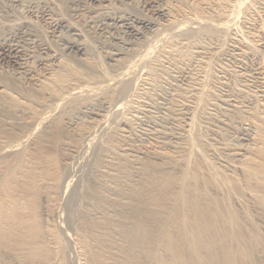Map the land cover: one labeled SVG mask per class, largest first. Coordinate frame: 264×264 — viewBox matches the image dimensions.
Instances as JSON below:
<instances>
[{
    "label": "bare ground",
    "instance_id": "1",
    "mask_svg": "<svg viewBox=\"0 0 264 264\" xmlns=\"http://www.w3.org/2000/svg\"><path fill=\"white\" fill-rule=\"evenodd\" d=\"M8 2L10 6L4 4L0 0V56L11 55L15 58L27 56L30 53L28 52L30 50L29 48L37 45V42H41V40L38 41L39 35H37L38 32H36L37 30L34 28L33 18H35L41 10L45 9L44 7L48 1L8 0ZM188 2L196 7L193 9L191 8L190 10H188L189 7L188 9L186 8L187 10H182L180 8L174 9L172 6H162L155 11V15L164 18V23L160 24L162 30L169 31L167 34L162 32L161 29L157 28V30H155V34L157 36L155 39L157 42L162 41L163 39L164 41H167L165 37H169L168 41H165L164 46L161 42L163 47L160 45L162 48H158L160 51L158 54L159 58L161 56H168L171 58L170 56L174 57L175 55L180 57L183 56L184 60H186L185 57L187 56L193 57L197 55L200 57H206L208 58L207 60H209L211 58L210 50L212 47L206 46V43L202 44V37H205V39L209 41L212 39H222L224 41H222L224 43L222 44H226L227 46L225 47V50H223L224 47L222 49L220 48L218 53L223 52L225 54L226 52L228 53L229 51H232L240 63L245 58H247V60L251 59L248 58L249 56L255 57L259 47H264V32H261L263 29L260 30V23L257 22L255 18V9L264 4V0H262L263 3L261 5L259 4V0H187V3ZM209 5L212 8L211 13V8H209L210 11H206V8ZM14 7L20 8L21 11L14 9ZM241 14L243 15V20L240 22L241 27L239 24L237 27L236 24L239 22L240 17H242ZM48 15L49 18L52 19V17H50L51 14L48 13ZM237 15H240L238 21H236L238 18ZM258 17L260 18V16ZM156 20L154 18L149 19L127 14L126 16L118 17L117 21L125 27L130 35L136 36L143 33L141 31L143 29L159 27L160 25L157 26L158 23ZM203 21L206 22V26L201 24ZM61 25L62 22L59 21L55 28H60ZM65 26L67 28H71V25L67 24V22ZM234 26L237 28H243L245 33L242 34L241 32L239 35L237 31H235ZM183 27H187L189 30L194 29V34L191 31V41L184 42L181 40L180 42L179 38H177L179 32L183 31H181ZM243 29L241 30L243 31ZM182 35L185 36V34ZM126 45L128 44L126 43ZM153 46L154 44H150L148 47L150 48ZM189 47H194V49L188 51ZM41 48L45 51L44 53H46V56L43 55L45 58L43 57L44 59L40 60L42 65H44V62L46 64L48 61H57V64L59 63L58 66H62L61 61L59 62L54 51L50 50L52 47L49 49L45 45ZM67 48L69 50L73 49L80 52L83 47L77 43H68ZM144 51L145 52L142 51L143 53L140 52V56L142 57L143 55L142 58L146 59L150 49L148 51L147 48ZM232 52L231 55H233ZM113 55L115 56V53ZM228 57L230 58V56ZM139 58L140 57L137 59L141 61ZM171 60L172 59H170L169 62ZM124 61L126 62L127 60ZM198 61L200 62V58ZM206 61H204V63H206ZM246 62L248 63V61L242 63L245 64ZM40 63L38 62V64ZM86 63L90 66V69L92 68L97 70L99 68L97 63L95 66H92L91 62L86 61ZM201 64H203V62H201ZM133 65H135V63ZM203 65L202 67H204ZM246 65L248 66V64ZM24 66L25 65H23V67ZM23 67H21L22 73L27 76V80L32 85V90L29 93L24 94V92H22L24 97L20 94V92H18L19 90L15 91L9 87L8 80H0V114L6 113L9 116L11 113L10 108H13L23 112V115H26L19 120L20 125L26 127L25 130L20 131L14 136H0V264H11L10 262L14 264H55L56 260L52 259L51 249L58 241V236L56 232L49 228H47L46 231L41 229L42 221L36 208L38 190H40L39 187L42 186L40 185L41 170H39L41 160L38 158L37 160L32 161V156L29 155H33L31 154L33 151L38 153L39 151L49 149V141L53 137V129L61 130L63 127L62 125L67 126L66 124L72 126L71 118L69 116L72 117L73 114H80L87 111V109L90 108L89 105L92 104L91 102H96L91 100L103 102L104 100L105 102L111 101L114 103L115 113H120V111H122L120 108L125 101L123 84L127 82V80L129 81L131 75L135 74V69L132 68L129 63V65L125 64L123 68H120V70H116L113 73H109L107 70V72L102 71L101 73H97V75L94 73L95 75L92 74L93 76H91V72L88 73L90 70H88L87 73L81 70H67L68 72L66 73L60 72L59 70L55 71L56 73H47L46 75L50 74L48 77H42L43 74L41 76L38 74L40 76L39 77L36 76L37 73L34 70L33 71L36 73L35 75L32 73V69L29 67ZM242 67L243 66L240 68ZM254 67L257 77L253 79L257 82L255 85L258 87L256 90L259 94V97L257 95L256 97L260 98L256 99L260 102L257 103L256 109H253V107L250 109L244 107L248 110L247 113H249L250 117H252L247 122L245 121L242 125V129L245 131H243V133H245L246 136L244 139L247 141L246 147L233 144L231 146L224 144L222 147H215L208 144L214 139L213 137L204 138L201 133V127L197 122V116L206 114L204 112V108L207 105H213L210 101H213L215 98L212 97V92L214 91H203L202 85L200 84L202 81H199L200 83L196 84L193 82L195 85L191 84L192 88L189 86L191 89L183 88L184 92L188 95L189 93H192L190 95L191 97L189 96L190 99H186L188 98L187 95L182 99V101H178L180 113H177V115L180 114L181 116H179L182 119L180 121L181 123L177 124V132H157V130V133L154 135H158V137L160 135V141H154L151 145L147 144L148 146L145 145L144 147L142 145L143 148L139 149H133L129 146H125L120 150L121 152L118 153V156L122 157L121 159L124 160L129 167H131V174L123 170H121L123 174H116L115 172H112L113 169H111V166H113L114 163L111 160L107 161L108 166L105 165L103 166V169L99 170L100 173L106 174L109 178H111V180L115 181L114 186H105L106 189L113 192V194L118 193L120 195H118V198H108L100 192L99 189H101L103 185H101L99 181H97L95 185L90 186L89 189L87 188L88 192L86 191V195L84 194V198L89 207L86 211L81 213L78 227L75 228V237L83 244L81 247L84 246L85 249L82 248V250H86L88 264H139L140 261H144L145 264H264V235L259 234L255 230L254 232L249 230L238 210L232 205V202H235L247 216L249 213L247 210L248 206H251L257 212H262L264 210V156L260 151H258L259 146L257 145L263 142L262 139H260V134L261 131L264 132V66H262L260 61H258ZM18 68L20 69L19 66ZM153 68H150L149 72L146 69L147 73H145L146 76L143 78L144 84L149 85L150 83L152 85V83L156 81L158 72L157 69H155L156 67ZM46 69H49V67ZM46 69L44 70L46 71ZM222 69L224 70V68ZM52 70L50 69L49 72ZM19 73L22 74L21 72ZM203 73L201 75H203ZM236 73L239 74V72ZM197 76L195 78H197ZM252 77L254 76H251V78ZM197 79L200 80L202 78L198 77ZM223 81L221 80L220 83L222 87ZM234 81H231L232 83H230L233 84ZM238 82H240V80L237 81V83ZM254 83L252 85H254ZM68 84H72L71 87ZM153 85L155 86V84ZM167 85L169 86V84ZM238 86H236L237 89H234L233 86L234 90L232 91L235 95H239V92L242 91L240 88L243 85L239 88ZM245 86L250 87L248 84ZM229 91L232 93L231 90ZM34 92H36V94L47 95V97L50 98L49 100L52 99L53 102L49 105L47 100L44 99L37 100L36 98L35 101ZM233 93L230 97H233ZM241 93H243V91ZM14 94L18 95V97ZM248 94L250 95V93ZM146 95L148 96V94ZM119 96H123V98ZM241 97L243 96L241 95ZM20 98L22 99L19 100ZM236 98L239 99L238 97ZM218 100L220 99L218 98ZM231 100L232 102L229 99H221L220 105L216 106L223 113L226 111V107L228 106H232L233 108H238L237 110H240L241 107L236 105L237 103L234 104V102H236L235 99ZM240 100L241 99H239V101ZM30 102H33L34 105L29 106ZM59 103H63L62 106H64L63 109L61 107V112L59 111V113H62L63 110V115L67 114V116H64L63 118L59 117L62 115L59 113V116H55V114H57L55 110L57 109ZM124 105L122 107H124ZM37 107H44V109H37ZM212 112L213 111H211V113ZM143 115H145L144 112ZM107 117L109 116L107 115ZM64 118H66V122L64 121ZM218 118L220 117L218 116ZM95 119L96 124L100 127L102 120L100 121L97 120V118ZM88 120H90V118ZM125 120L123 118V120L121 119L120 121L125 125V123H128L129 119L127 122ZM162 121L163 120H161V122ZM220 122L223 123L222 120H220ZM74 123L76 124V122ZM171 124H174V122ZM102 125L101 128L105 127L103 123ZM38 126L43 127L42 133L37 136L38 131L37 133L35 132L37 135H34L35 137L37 136V138L35 140H30L33 138L31 137V135L33 136L32 133H34V130ZM78 128L81 129L82 127ZM115 130L114 134L116 136L124 140L126 139L127 134L124 132L127 131L125 127L122 129L116 128ZM92 133L90 131H84L82 132V137L87 139L86 141L89 143L88 140H93V138L92 140L90 139L93 135ZM213 134L218 136L215 133ZM80 137L81 135L79 138ZM153 137L154 136H152V138ZM174 138L176 139L175 141ZM28 141L30 142V153L28 152L27 155L24 150L27 146V144L25 146V143ZM205 144L209 145L207 149H203ZM63 145L66 151L73 146L66 142H64ZM100 145L102 146L101 148L98 147V149H100L102 156H105L109 153L107 144L105 142ZM166 148L173 149V154L167 153L165 151ZM4 156H6V158ZM93 159H95V157ZM157 160L162 163L156 162ZM24 161L32 162L30 165L26 166L25 164L23 165ZM94 163L96 162H93V164ZM92 167L94 166L92 165ZM154 172L159 173L155 174ZM176 173L178 176L175 178ZM237 174L240 176V181L235 176ZM142 176H146L147 179H149V185H143L141 181L136 185H129V181H131L133 177H136V181H138ZM58 183L59 185L57 188L61 186V188L64 187L66 189L68 187V183L64 185L62 180H59ZM169 183L171 185L173 184L176 188L175 192L170 191L168 193L167 190L164 189ZM121 184L127 185L122 189L120 187ZM41 200L48 202V194L46 193L41 195ZM47 205L50 206V202H48ZM51 208H56L54 202H51ZM44 211L43 214H45ZM57 247H55V249H57ZM83 256H85V254Z\"/></svg>",
    "mask_w": 264,
    "mask_h": 264
},
{
    "label": "rangeland",
    "instance_id": "2",
    "mask_svg": "<svg viewBox=\"0 0 264 264\" xmlns=\"http://www.w3.org/2000/svg\"><path fill=\"white\" fill-rule=\"evenodd\" d=\"M1 1L4 4L10 6L8 0H1ZM47 1H48V3L44 7L45 9L41 10V12H39L36 15V17H37V18L35 17L36 19L33 18L34 19L33 20L34 21V23H33L34 28L37 30L36 32H38L37 35H39L38 41L41 40V42H37V45L31 46L29 48L30 49L28 51V52H30L28 54L29 56L28 55L27 56H21L22 58L21 57L15 58V57H12L11 55L0 56V80H2V81H5V79L8 80V85L11 89H13L15 91L19 90L18 92H20V94L23 97H24V94H27L32 90L31 89L32 85L27 80V76L22 73L21 67H23V65H25L23 68L29 67L30 69H32L31 71L34 70L37 74L34 71L32 73L34 75L36 74V76H39V75L41 76L43 74L42 77H48V76H50V74L46 75L47 73H56L55 71H59V70H60V72H65V73L68 71H74V70H78V71L81 70V71L87 73V71L90 70V71H88V73L91 72L90 73L91 76H93L95 74L97 75V73H101L102 71L107 72V70L109 71V73H113L116 70L118 71V70H120V68H123V66H125V64L129 65V63H130V66H132V68L135 69V71H134L135 74L131 75V77L129 78V81L127 80V82H125L123 84L125 86V87L123 86V90H124V94H125V97H124L125 101H124V99H123V101H124V104H126V105L123 104L124 107H122L123 105L121 106V108H123V109L120 108V110H122V111H120V113L118 112L119 113V114L117 113L118 115L115 113L116 111H114L115 106H114L113 102H111V101L105 102V100H104V102L103 101H97V100H91V101H96V102H91L92 104L89 105L90 108L87 109L88 112L85 111V112L80 113V114H75L77 117L74 114H73L74 116L72 115V117L69 116L71 118L72 126L76 125L75 127L69 126V124H66L67 126L62 125L64 123V121L65 122L67 121V120H65L66 118H64V121L62 120L63 123L61 124L63 126V127L61 126L62 129L61 130L53 129L54 130L53 131V137L49 141L50 142L49 143L50 148L47 150H44V151H39L38 153L33 151V152H31V154H33V155H29V156H32V158H31L32 161L37 160L38 158L41 160L40 165H39V170H41V177H40L41 184L40 185H42V186L39 187L40 190H38L39 192H38V196L36 198L37 199V201H36L37 213H38V215H40L39 217L41 218V221H42L41 229L46 231V229L49 228L52 231L56 232V234L58 236V241L54 244V246H53L54 248L52 247V249H51L52 250L51 251L52 259L56 260L55 264H84V263L88 264L87 257H86V250H82V248L85 249L84 246L81 247L83 244L75 237L76 236L75 235V228L78 227V224H79V221L81 218V213L83 211H86V209L89 207V205L87 204V201L84 198V194L86 195L90 186L95 185L96 182L99 181L100 184L103 185V187L101 189H99L102 194L106 195L108 198H111V199L118 198V195H120L118 193L113 194V192H110L106 189L105 186H110V187L114 186L115 181L111 180V178H109L106 174L100 173L99 170L103 169V166L107 165V161L111 160L114 163V165L111 166V169H113L112 172H115L116 174H123L121 172V170H123V171L131 174V171H132L131 167H129V165L126 164L124 162V160L121 159L122 157L118 156V153L121 152L120 150L122 148H124L125 146L126 147L129 146L130 148H133V149H139V148H143L147 144L151 145L154 141H160L161 136L159 135V137H158V135H154L159 131L170 132V133L177 132L178 131L176 129L177 124L181 123L180 121L182 119L180 117L181 116L180 114L177 115V113H180L179 112L180 107L178 106V104H179L178 101H182V99L188 95L187 93L184 92L185 88L191 89L192 88L191 84L195 85L196 83H200L201 81L202 82L200 84L202 85L203 91H206V90H207L206 92L214 91V92H212V97L215 98V99H213V101H210V103H212L213 105H207L204 108V112L206 114L197 116V122H198L199 126L201 127V131H202L201 133L204 136V138L205 137H207V138L213 137V139H214V140H211L208 144L213 145L215 147H222L224 144L228 145V146H231L233 144V145H237V146L240 145L241 147H243V146L246 147L247 141L244 139V138H246V136H245V133H243L244 130L242 129V127H243L242 125H243V123H245V121L247 122L250 118H252V117H250L249 113H247V111H248L247 109L248 108L250 109L252 107H253V109H256L257 103L260 102L258 100V99H260V98H258L259 94L257 93V90H256V89H258V87H257V85H255V84H257V82L253 78L257 77V75L255 73V69H254L255 68L254 66H256V63L258 61H260L262 66H264V63H263L264 62V49H262L264 47H261V48L259 47V49H258L259 53L257 52V55L255 57L249 56L248 58H251V59L247 60V58H245L246 60L243 59V61H241V63H240V61L237 60L238 58L233 54L232 51H229L228 53L226 52L225 54L223 52L218 53L220 48L222 49L224 47L223 50H225V47L227 46L226 44L223 45L224 41L222 39H220V40L212 39L211 40L212 42H211V41L205 39V37H202L201 43L202 44L206 43V46L213 48V49L211 48V50H210L211 58L209 60H207L208 58H206V57H200L197 55L193 56V57L187 56V57H185L186 60H184L183 56H181L182 57L181 58L180 56H175V55H174V57L170 56L171 58H169L168 56H161L159 58L158 54L160 51L158 50V48L161 49L164 46L166 40L164 41V39H163L162 41L157 42L155 39V38H157V36L155 34L156 33L155 30H157V28L162 30L160 24L164 23V18L161 16H158V15H155L154 13L157 9L161 8L162 6H164V7L165 6L171 7L172 6L174 9L180 8L182 10L183 9L187 10L188 7H189L188 10L196 7L193 4H191L190 2L187 3V0L186 1L185 0H54V1L53 0H47ZM259 2H260L259 3L260 5L263 3L262 0H259ZM165 4H167V5H165ZM189 5H191V6H189ZM209 6L206 8L207 9L206 11H208L209 8H211V6L210 7ZM261 6H259L260 8L257 7L255 9L256 12L255 11L254 12H255L256 17L255 16L254 17L256 18L257 22L260 23V30L263 29V31H261L263 33L264 32V26H263L264 25L263 24L264 23V11H263L264 10V4H262ZM14 9L21 11L20 8L14 7ZM210 10L209 11L211 13L212 8ZM257 10L261 13H259ZM47 12L51 14L50 17H52V19L49 18V15ZM256 13H257V15H256ZM125 14L126 15L130 14L133 16H139V17L149 18V19L154 18L155 20L157 19L156 20V22L158 23L157 26H159V25L160 26L149 28L150 30L148 28L141 30L144 33V34L140 33L139 35H141V36L130 35L127 32V30L125 29V27L122 26V24H120V22L117 21L118 17L126 16ZM206 14H208V13H206ZM237 16H238V18L236 17L237 18L236 21H238L240 15H237ZM241 16L242 17H240L239 22H237V24H236L237 27H238V24L240 25V22L243 20V15L241 14ZM258 16H260L261 19ZM110 17H112V18H110ZM159 17H161V18H159ZM59 21L62 22V25L60 26V28L59 27L55 28L56 24ZM260 21L263 23H261ZM66 22H67V24L71 25V28H67L65 26ZM203 22H201V24H204L206 26V24H205L206 22H204V23ZM235 26H234V29H235V31H237V33L239 35L241 34V32H242V34L245 33V30L243 28H240L241 25L239 28H237ZM184 29L187 31V33ZM241 29H243L244 32ZM147 30H149V31H147ZM193 30H189V29H187V27H183L181 29L182 32H179V34L177 35V38H179L180 42H181V40L184 42L191 41L192 33L194 34ZM165 31H167V32H165ZM191 31H192V33H191ZM162 32L167 33V34L169 33L168 30H164V31L162 30ZM180 34H181V36H180ZM182 34H185V36ZM132 36H133V38H132ZM184 37H186V38H184ZM168 38H169L168 36L165 37V39H167V41H168ZM161 42H162L163 46L161 45ZM68 43H77V44L82 45L83 48L80 52H77L73 49L69 50L67 48ZM126 43L128 45H126ZM150 44H154V46H153L154 48L153 47L149 48L148 46H150ZM45 45L49 49L52 47L50 50L54 51L59 62L61 61L62 66H58L59 63L57 64V61H48V62H46V64L44 62L45 67H44V65H42V63H40V60L44 59L45 58L44 56H46L45 55L46 53H44L45 51L42 50V48H41L42 46H45ZM213 45H214V47H213ZM147 48H148V51L150 49L149 54L146 57V59L145 58L143 59L142 58L143 55H142V57L140 55H141V53L145 52L144 50H146ZM191 49L193 50L194 47H189L188 51ZM184 50H186V49H184ZM215 50H216V52H215ZM82 51H84V52H82ZM231 52L233 55H231ZM40 53H42V54H40ZM114 53H115V56L113 55ZM215 53H217L219 56ZM214 54L217 56H215ZM220 54L221 55L223 54V55L221 56ZM227 55L230 56V58ZM232 56H233V59H232ZM134 57H136V58H134ZM138 57H140L139 59L141 61L143 60L142 62H144V61L145 62L142 63L141 61H139L137 59ZM196 57H198V58H196ZM8 58H9V60H8ZM85 58H87V59H85ZM199 58H200V62L198 61ZM28 59H30V60H28ZM161 59H163V60H161ZM170 59H172V60L169 62ZM181 59H183V60H181ZM190 59H192V60H190ZM124 60H127V61L125 62ZM165 60H166V62H165ZM167 60L169 63L167 62ZM86 61L91 62L92 66H95V64L97 63L99 68L97 70L91 68L92 69L91 70L89 68L90 66L86 63ZM121 61H123V62H121ZM136 61H137V63H140L141 65L137 64ZM175 61L178 63H176ZM204 61H206V63L207 62L208 63L206 64V63H204ZM245 61H248V63L247 62L245 64L242 63ZM38 62L40 64H38ZM174 62H175V64H174ZM181 62L182 63L184 62V63L182 64ZM201 62H203L204 65L201 64ZM134 63L136 65V67H135V65H133ZM186 63H189V64H186ZM47 64H48V66H47ZM238 64H240V65L242 64L241 66H243V67L240 68L241 66ZM246 64H248V66ZM17 65L20 67V69L18 68ZM202 65L205 68L202 67ZM48 67H49V69H46ZM153 67H156L155 69H157V72H158V75L156 76V81L154 83H152V85L150 83H149V85L144 84L143 78H144V76H146V74H145V73H147L146 69L149 72L150 68H153ZM181 67H183V68H181ZM247 67L249 68V70ZM116 68H118V69H116ZM203 68H204V70H203ZM222 68H224V70ZM44 69H46V71ZM50 69L51 70L53 69V70L51 72H49ZM172 69H174V70H172ZM244 69H246V70H244ZM36 70H39V71H36ZM94 70H96V71H94ZM231 70L234 72H232ZM19 72H21L22 74H20ZM186 72H188V73H186ZM236 72H239V74H237ZM242 72L244 73V75ZM169 73H170V75H169ZM202 73H203V75H201ZM197 74H198V76H197ZM187 75H189V76H187ZM245 75H246V77H245ZM250 75L254 76V77L251 78ZM20 76L21 77L23 76V77L21 78ZM196 76H197V78L199 77L202 79L198 80L197 78H195ZM237 76H238V78H237ZM223 77H225V78H223ZM232 77H234V78H232ZM161 78H162V80H161ZM174 78H175V80H174ZM242 78L244 79V82H243ZM250 78H251V82H250ZM192 79H194V80H192ZM229 79L232 82L235 80L234 83L231 84L232 82ZM205 80H207V81H205ZM221 80L222 81L224 80L222 82L223 87L220 84ZM239 80H240V82L237 83V81H239ZM187 81H188V83H187ZM254 82H256V83H254ZM157 83H159V84H157ZM253 83H254V85H252ZM126 84H127V86H126ZM153 84H155V86ZM167 84H169V86ZM171 84H173V85H171ZM247 84L250 87L245 86ZM68 85L71 87L72 84L71 85L68 84ZM68 85H67V87H68ZM227 85H229L230 87ZM27 86H29V87H27ZM186 86H188V87H186ZM233 86H234V89L236 88V86H238V88L242 86L240 89L243 91V93H241L242 91H240L239 95H235L232 91V90H234ZM120 87H121V85H120ZM243 87H245V88H243ZM160 88H162V89H160ZM158 89H160V90H158ZM177 89H179V90L183 89V90L179 91ZM246 89L248 92L246 91ZM144 90H145V92H144ZM208 90H211V91H208ZM229 90L232 91L233 97H230V96H232V93ZM22 92H24V94ZM149 92H151V93H149ZM34 93H35L34 94L35 95V98H34L35 101H36V98H37V100H43L44 99V100H47L49 105H50V103L53 102L52 99L49 100L50 98H48L47 95L36 94V92H34ZM191 93H189V95L187 96L188 98H186V99H190ZM248 93H250V95ZM146 94H148V96ZM178 94L180 95V97ZM229 94H231V95H229ZM14 95L16 97H18V95H16V94H14ZM223 95H225V96H223ZM241 95L244 98L241 97ZM256 95L258 97H256ZM119 97L123 98V96H119ZM236 97H238L241 100L239 101V99H237ZM245 97H247V98H245ZM218 98L220 100L221 99H229L231 102H232L231 99H233V100L235 99L236 102H234V104L237 103L236 105H239L242 109L240 108V110H237L238 108H233L232 106H228V107H226V111H228V112L224 111V113H223L216 106V105H220V103H221L220 100H218ZM256 98H258V99H256ZM21 99L22 98H20L19 100H21ZM245 99L248 101V103ZM141 100H143V101H141ZM243 100H245V101H243ZM249 100H250V102H249ZM100 102H102V103H100ZM59 104L57 106L58 110L57 109L55 110V112H57V114H55V116L56 115L59 116V114H62L59 117L63 118L64 116H67V114L63 115V110H62V113H59V111L61 112V107H62V109L64 108V106H62L63 103H61L60 105ZM172 104H174V105H172ZM243 104H244V106H243ZM32 105H34V103L30 102L29 106H32ZM209 107L210 108L212 107V108L210 109ZM244 107H247V109ZM39 108L44 109V107H37V109H39ZM207 108H209V109H207ZM214 108L216 111L214 110ZM243 108H244V110H243ZM108 109H109V111H108ZM147 109H148V111H147ZM173 109H176V110H173ZM112 110H113V113H112ZM169 110H171V111H169ZM177 110H178V112H177ZM10 111H11V113L9 116L6 113L0 114V136H2V137L14 136L17 133H19L20 131L25 130V128H26L25 126L20 125V123H19L20 122L19 120L21 118H23V116L25 117L26 115H23V112H20L19 110H16L13 108H10ZM211 111H213V112L211 113ZM86 112L89 114H87ZM143 112L145 115H143ZM171 113H174V114H171ZM175 113H176V115H175ZM134 114L137 115L138 117L135 116ZM87 115H89L90 117ZM107 115L109 117H107ZM217 115L220 118H218ZM224 115H226V116H224ZM244 116H246V117H244ZM86 117H88V118H86ZM171 117H174V118H171ZM5 118H7V119H5ZM89 118H90V120H88ZM95 118H97V120H100V121L102 120L101 125L103 123L105 127L101 128V125H100V127H98L99 125L96 124ZM123 118H124V120L126 118L129 119V121H128V119L125 120L126 122L128 121V123H125V125L122 124V122L120 121L121 119L123 120ZM214 118L217 120H215ZM245 118H246V120H245ZM173 119H179V120H173ZM161 120H163V121L161 122ZM220 120H222L223 123H221ZM74 122H76V124ZM105 122L108 124H106ZM170 122L171 123L174 122V124H171ZM224 122L227 125H225ZM86 123H88V124H86ZM120 123H121V125H120ZM126 125L129 127H127ZM64 126H65V128H64ZM122 126L125 127V129L127 131V132H124L127 134V135L125 134L127 136L125 140L114 134V130L116 128L122 129L123 128ZM78 127H80V128L82 127V128L79 129ZM95 127H96V129H95ZM36 129H35L36 131L34 130V133H32L33 136L31 135V137H33V138L30 137L31 138L30 140H33V139L35 140L37 138V136H39V134L42 133L43 127L38 126ZM111 129H113V130H111ZM40 130H41V132H40ZM91 130H93V131H91ZM37 131H38V135L35 134V132L37 133ZM84 131H90L91 133L93 132L92 134L94 136L92 135V137H90V139L92 140V138H93V140L92 141L88 140L89 143L86 141L87 139H84L82 137V132H84ZM98 131H100V132H98ZM115 132H116V130H115ZM213 133L217 134L218 136H215ZM34 134L37 136L35 137ZM73 134H75V135H73ZM80 135H81V137L79 138ZM109 135H110V138H109ZM152 136H154V137L152 138ZM152 139H153V141H152ZM260 139H262L263 142H261V144H257L259 146L258 151H260L261 154H263V156H264V132L263 131H261ZM81 140H82V142H81ZM145 140H147V141H145ZM175 140L176 139L174 138V141ZM172 141H173V138H172ZM64 142L70 143L71 145H73L71 147L72 150H71V148H69L66 151V149L64 148V145H63ZM90 142H92V143H90ZM105 142L107 144V148H108L109 153H107L105 156H102V153L100 152V149H98V147L101 148L102 145H100V144H104ZM29 143H30L29 141L27 143H25V146H26V144H27V146L25 147L24 151L27 155H28V152L30 153V151H29L30 144ZM208 144H205L204 145L205 147L203 149H205V148L207 149V147H209ZM142 145H143V147H142ZM73 149H74V151H73ZM98 150H99V152H98ZM165 151L169 154L170 153L173 154V149L166 148ZM78 153H79V155H78ZM97 153H98V155H97ZM99 153H101V154H99ZM93 156L95 157V159H93L94 158ZM4 157L6 158V156H4ZM128 158H129V156H128ZM31 162L24 161L23 165L25 164L26 166H28L31 164ZM93 162H96V163L93 164ZM156 162L162 163L159 160H157ZM92 165L94 167H92ZM133 172H134V170H133ZM154 173L158 174L159 172H154ZM177 176L178 175L176 173L175 178ZM235 176L238 180L240 179V176L238 174ZM59 180L60 181L62 180V182H64L63 183L64 185L66 183H68L67 184L68 187L66 189L64 187L61 188V186L59 188H57L59 183H60V182L58 183ZM130 180H131V177H130ZM148 180L149 179H147L146 176H144V177L142 176L138 181H136V177H133V179L131 181H129V185H131V186L136 185L140 181L143 183V185L144 184L149 185ZM127 184H128V182H127ZM127 184H125V185L121 184L120 187L123 189V187L125 188ZM170 185L171 184L169 183L168 185L165 186L164 189L167 190L168 193L170 191L175 192L176 188L173 186V184L171 186ZM46 193L48 194V202H50V206L47 205V203H48L47 201L44 202L43 200H41V195L46 194ZM51 202H54V204L56 205L55 209H57V210L51 208ZM232 205L238 210L239 214L243 218L244 223L246 224V226L248 227L249 230H251L252 232H254V230H255L259 234L264 235V210L262 212H257L251 206H248L247 210L249 213L247 216V215H245L246 213H244L243 210L241 208H239L235 202H232ZM45 208H46V210H45ZM43 211L45 212V214H43ZM46 211H48V212H46ZM51 225H52V227H51ZM55 247H57V249H55ZM80 249H81V251H80ZM84 254H85V256H83ZM64 260H66V261H64ZM10 263L14 264L12 262H10ZM139 264H145V263H144V261H140Z\"/></svg>",
    "mask_w": 264,
    "mask_h": 264
}]
</instances>
